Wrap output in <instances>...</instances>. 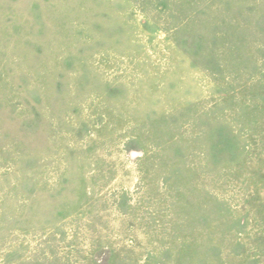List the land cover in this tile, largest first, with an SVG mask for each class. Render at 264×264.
Masks as SVG:
<instances>
[{
    "label": "rangeland",
    "instance_id": "rangeland-1",
    "mask_svg": "<svg viewBox=\"0 0 264 264\" xmlns=\"http://www.w3.org/2000/svg\"><path fill=\"white\" fill-rule=\"evenodd\" d=\"M0 264H264V0H0Z\"/></svg>",
    "mask_w": 264,
    "mask_h": 264
}]
</instances>
